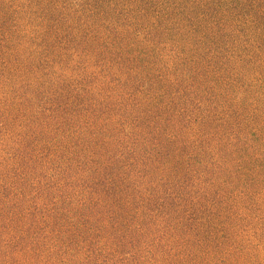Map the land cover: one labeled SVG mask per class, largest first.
<instances>
[{
    "label": "rangeland",
    "instance_id": "rangeland-1",
    "mask_svg": "<svg viewBox=\"0 0 264 264\" xmlns=\"http://www.w3.org/2000/svg\"><path fill=\"white\" fill-rule=\"evenodd\" d=\"M0 264H264V0H0Z\"/></svg>",
    "mask_w": 264,
    "mask_h": 264
}]
</instances>
